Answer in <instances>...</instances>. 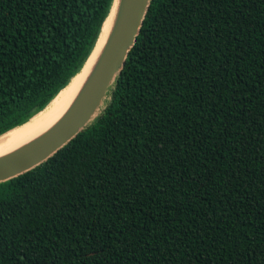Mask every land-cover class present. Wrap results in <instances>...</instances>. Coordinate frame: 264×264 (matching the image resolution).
<instances>
[{"label": "trees", "instance_id": "16d2710c", "mask_svg": "<svg viewBox=\"0 0 264 264\" xmlns=\"http://www.w3.org/2000/svg\"><path fill=\"white\" fill-rule=\"evenodd\" d=\"M111 2L0 0V136ZM0 264H264V0H149L96 117L0 182Z\"/></svg>", "mask_w": 264, "mask_h": 264}, {"label": "water", "instance_id": "95a60500", "mask_svg": "<svg viewBox=\"0 0 264 264\" xmlns=\"http://www.w3.org/2000/svg\"><path fill=\"white\" fill-rule=\"evenodd\" d=\"M148 3L149 0H112L91 52L101 35L104 22L113 14L111 26L88 80L53 128L38 140L0 158V182L44 162L96 117L107 88L122 68L127 52L134 43Z\"/></svg>", "mask_w": 264, "mask_h": 264}, {"label": "bare ground", "instance_id": "6f19581e", "mask_svg": "<svg viewBox=\"0 0 264 264\" xmlns=\"http://www.w3.org/2000/svg\"><path fill=\"white\" fill-rule=\"evenodd\" d=\"M113 14L104 22L101 35L95 48L85 60L81 69L68 81V84L38 113L25 123L0 136V158L38 140L60 120L92 73L101 53Z\"/></svg>", "mask_w": 264, "mask_h": 264}]
</instances>
